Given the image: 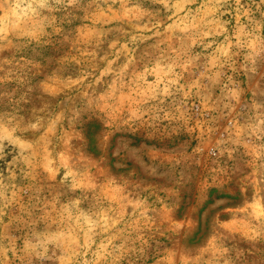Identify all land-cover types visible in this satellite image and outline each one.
I'll return each mask as SVG.
<instances>
[{"label": "rangeland", "instance_id": "rangeland-1", "mask_svg": "<svg viewBox=\"0 0 264 264\" xmlns=\"http://www.w3.org/2000/svg\"><path fill=\"white\" fill-rule=\"evenodd\" d=\"M0 264H264V0H0Z\"/></svg>", "mask_w": 264, "mask_h": 264}]
</instances>
